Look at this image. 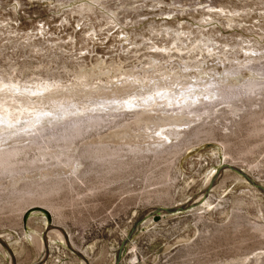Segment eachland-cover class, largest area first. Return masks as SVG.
<instances>
[{
    "label": "rangeland",
    "instance_id": "rangeland-1",
    "mask_svg": "<svg viewBox=\"0 0 264 264\" xmlns=\"http://www.w3.org/2000/svg\"><path fill=\"white\" fill-rule=\"evenodd\" d=\"M257 58L262 59L254 62ZM248 62V66L264 63V0H0V105L7 106H0V113L4 115L8 107L23 106L30 109L28 114L72 105L91 113L93 98L108 93L112 97L110 89L116 87L121 99L137 96L141 101L154 95L155 87L160 88L155 96L164 92L166 83L171 90L165 92L179 91ZM250 78L240 76L233 84L241 86V80ZM222 109L219 106L215 114L192 124L193 117L184 114H151V131H162L161 126L170 123L171 128L163 129L184 132L173 140L182 142V150L171 160L170 182L164 184L169 198L143 199L148 186L137 173L108 187H122V196L80 195L86 189L82 184L76 187L78 196L62 191L60 198H51L61 204L58 214L35 204L23 211V222L22 212L9 206L0 215V240L12 255L0 245V264L37 262L34 243L25 239L30 227L39 232L61 228L71 234L72 244L54 243L42 264H114L117 259V264H264V231L253 229L254 224L264 228V133L250 135L243 129L232 134L242 113ZM143 126L106 131L79 148L146 147L153 141ZM196 126L212 129L213 137L194 138ZM223 142L233 155L229 163H224ZM143 162L148 159L137 161V166H144ZM232 169L248 174L256 185ZM67 171L53 170L47 177L33 173L16 186L3 180L0 194L26 182L73 177ZM211 174L220 178L208 191V208L204 200L185 206V211L151 215L158 208L194 202ZM39 209L48 212L50 223Z\"/></svg>",
    "mask_w": 264,
    "mask_h": 264
},
{
    "label": "bare ground",
    "instance_id": "bare-ground-1",
    "mask_svg": "<svg viewBox=\"0 0 264 264\" xmlns=\"http://www.w3.org/2000/svg\"><path fill=\"white\" fill-rule=\"evenodd\" d=\"M244 51L249 52L251 50L244 49ZM262 58L253 59V61L257 62ZM248 64L250 63L248 62L245 66L227 69L222 77L215 80H203L200 84L190 83L191 85L188 88L179 91L165 92L166 89H170L166 83L163 88L161 87L164 92L160 96H155L160 89L155 87L154 95L151 94L147 98L141 99V101L136 99L137 96L132 99L129 97L130 100L129 98L127 100L121 99L120 96L122 94L119 95L120 89L118 90L116 87L115 91L110 89L112 97L108 93L101 98H93L89 103L91 113H86V108H79L75 105H72V107L66 106L59 110H49L46 113H42L41 110H34L31 114H28L30 109L25 108L23 105V107L17 109L8 107V111L5 113L6 115L0 113V182L7 179L13 182V186H16L21 180H24L33 173L47 177L48 173L57 169H67L68 174L74 175L69 178L55 177L53 179L49 178L26 182L19 185L13 191H9L8 194L6 193L7 195L0 194V215L4 214L6 212L5 209L9 206H14L10 208L14 209L17 207L23 216V211L27 207L35 204L45 206L52 213L58 214L61 209L59 205L61 204H57L54 201V197L57 196L56 199L60 198L62 194L60 196L59 194L63 193L62 191H67L66 193L64 192L65 194L74 192L73 194L77 193L78 196L80 191L78 190L79 188L76 190V187L80 184L85 185L86 188H84L85 190L83 192H80V195L90 193L92 196L100 194L102 196H117L121 193L118 196H122V187L118 189L108 187L120 181L127 180L129 176H137V173L142 175L140 176L143 178L146 186L151 188H147L141 195L143 199L149 201L150 199L161 200L169 198L171 195L164 184L166 185L170 182V170L174 164L172 161L179 156L182 150V142L174 144L173 140L180 139L184 132L163 129L164 127L171 128L173 125H170V123L163 124L164 126H161L162 131H151V128H149L152 120L151 114L168 117L176 114H184L193 117L189 122L192 124L198 120L208 118L213 113L215 114V109L223 106V109L220 110L222 112L227 109L231 114L242 113L241 115H237L239 122L235 124L236 130L232 134H236L245 129L250 135L259 133L263 135L264 63L259 65L252 64L250 66ZM240 76L244 78L251 76V78L241 80L243 83L241 86L234 85L233 81ZM257 97H260V99H257ZM206 98L208 102L206 101L207 103H204L203 101ZM238 103H241V105H238ZM0 106L7 108L3 104ZM252 107L258 108L252 109ZM16 110H18V113H15ZM51 120L59 121V123L52 122ZM132 125L135 129L144 125V131L150 133L147 138L153 142L146 147H142L140 144H125L118 146H85L79 148V145L82 143H86L89 139L100 136L106 131L128 130ZM241 133L243 134V132ZM192 135L194 138L200 136L210 138L213 137L214 133L212 129L208 130L196 126L192 131ZM165 142H170V145L161 150H158L156 147L155 149L152 148L155 145L159 148ZM221 145L225 149L223 154L224 163H229L227 159L233 157L228 148L230 146H227L229 144L224 142ZM31 152L35 154L30 156ZM124 158L125 160H123ZM142 159H148L147 164L143 162L146 165L144 164L141 167L137 166L140 163L136 162L139 160L142 161ZM161 165H165L164 169L159 172L157 171V173L153 172V169L160 168ZM79 167L84 168L79 172ZM90 174L93 175L92 178L89 177ZM217 175L211 174L207 178L202 193L194 202L189 205L188 203H184L181 206H176L174 209L181 210V208H184L187 210V207L197 205L206 200L210 187L215 185L220 178H217ZM160 185L164 187L156 188ZM214 189L212 188L211 191ZM125 193L129 195L133 192L125 191ZM205 206L206 208L210 206L209 199L206 200ZM171 209L173 207L170 209L165 207L158 208L151 215L159 217L160 215L167 214L165 210ZM200 215L202 216V214ZM237 221L239 222V220ZM253 226V229H259L261 233L264 231L263 227V230H261V226L255 224ZM36 229L30 227L29 236H25L27 241L34 243L38 251V259L35 264H42L44 260L48 259L54 243L65 245L69 241L72 244L71 234L63 229L61 232L59 228H55V230L49 232H39ZM126 238L127 234L124 233L123 239ZM0 245L4 247L2 240H0ZM74 252L82 256L78 252ZM82 257L84 259L87 256L83 253Z\"/></svg>",
    "mask_w": 264,
    "mask_h": 264
},
{
    "label": "water",
    "instance_id": "water-1",
    "mask_svg": "<svg viewBox=\"0 0 264 264\" xmlns=\"http://www.w3.org/2000/svg\"><path fill=\"white\" fill-rule=\"evenodd\" d=\"M232 170L235 171V172H237V173H239L241 176L245 177L246 180H248L249 182H251V184L256 185V184H255L254 182H252L251 179L248 178V176L245 175L244 173H242V172H240V171H238V170H236V169H232ZM178 208H181V207H178ZM39 210H40L42 213H44V214L46 215V217H47V221H48V223H50V218H49V214H48V212H47L46 210H44V209H39ZM177 211H185V209H184V208H181V210H180V209H179V210H178V209L165 210V212L170 213V214L176 213ZM153 219L155 220V219H157V218H153ZM22 221H23V222L26 221V217H25V215L22 217ZM59 230L62 231L61 228H59ZM2 242H3V241H2ZM4 247H5V249H7V250L10 252V255H12L11 251L9 250L8 246H7L5 243H4ZM120 252H121V249L118 251L117 258L119 257ZM117 263H118V259L115 261L114 264H117Z\"/></svg>",
    "mask_w": 264,
    "mask_h": 264
},
{
    "label": "snow or ice",
    "instance_id": "snow-or-ice-1",
    "mask_svg": "<svg viewBox=\"0 0 264 264\" xmlns=\"http://www.w3.org/2000/svg\"><path fill=\"white\" fill-rule=\"evenodd\" d=\"M41 27H43V26L41 25Z\"/></svg>",
    "mask_w": 264,
    "mask_h": 264
}]
</instances>
